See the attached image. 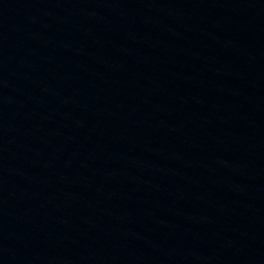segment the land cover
Segmentation results:
<instances>
[{"label": "water", "instance_id": "water-1", "mask_svg": "<svg viewBox=\"0 0 264 264\" xmlns=\"http://www.w3.org/2000/svg\"><path fill=\"white\" fill-rule=\"evenodd\" d=\"M0 264H264V0H0Z\"/></svg>", "mask_w": 264, "mask_h": 264}]
</instances>
